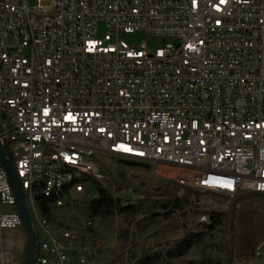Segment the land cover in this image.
<instances>
[{
    "label": "built area",
    "instance_id": "built-area-1",
    "mask_svg": "<svg viewBox=\"0 0 264 264\" xmlns=\"http://www.w3.org/2000/svg\"><path fill=\"white\" fill-rule=\"evenodd\" d=\"M135 33L160 47L129 45ZM0 140L35 231L34 264L109 260L89 246L90 222L56 226L38 202L55 218L93 183L120 198L109 180L118 161L224 196L223 212L264 196V0H0ZM22 226L0 163L1 264L5 232Z\"/></svg>",
    "mask_w": 264,
    "mask_h": 264
},
{
    "label": "trees",
    "instance_id": "trees-1",
    "mask_svg": "<svg viewBox=\"0 0 264 264\" xmlns=\"http://www.w3.org/2000/svg\"><path fill=\"white\" fill-rule=\"evenodd\" d=\"M92 185L90 200H84V196L67 204L64 210L72 214L77 224L81 218L93 226L98 222L111 225V221L118 219L117 237L121 249L126 250L118 259L128 263L135 261L136 264H236L238 258L244 255L235 249L238 211L242 201L246 196L264 201V196L258 194L236 197L231 200L229 213H208L207 224L193 219L191 223L195 227L184 225L185 230L176 238L142 249L136 245L141 223L150 226L157 222L168 227L172 220H176L178 228L187 215H198L196 211H191V197L218 195L167 183L157 193L138 191L139 198L131 204L123 198L116 199L108 188ZM218 197L228 200L224 196ZM125 203L128 205L122 206ZM39 206L40 216L64 227L55 221L45 200H40ZM256 253L254 251L248 257H256Z\"/></svg>",
    "mask_w": 264,
    "mask_h": 264
},
{
    "label": "rangeland",
    "instance_id": "rangeland-1",
    "mask_svg": "<svg viewBox=\"0 0 264 264\" xmlns=\"http://www.w3.org/2000/svg\"><path fill=\"white\" fill-rule=\"evenodd\" d=\"M105 33L106 28L104 23L99 22L97 24V38L102 39ZM125 40L131 46L135 43L137 48H140L143 42H147L149 49H155L161 45L159 41L151 42L147 40L142 33H135L129 37H125ZM112 169H114L113 172H110L109 174L110 183L118 186L115 188L118 194L117 196H120V198H123L126 202H132L135 198H139L138 191L157 193L167 184L160 178L152 176H143L146 178H142L143 180H140L139 182L132 181L131 179L119 182L117 179L118 166L116 163H113ZM125 172L127 175L142 174V171L138 169H127ZM141 182L145 183L144 188L139 186V183ZM90 192L91 189L86 187V196L84 197V200H90L92 198V195L89 194ZM242 202L243 205L238 211L235 249L244 255L238 258L236 264H249L250 262L256 263L259 260L264 261V201L246 196ZM227 203L228 200L218 196L207 195L196 197L195 202L191 203L190 208L191 211H196L198 215H187V219H184L183 223L179 224L178 228L175 226L177 223L176 220H172L168 227L165 224L159 225L157 222L150 226L146 223H141L138 228L139 236L136 239V245L139 248L146 249L153 245L162 244L167 240L174 239L185 230L184 225L186 227H195V225L191 223V220L196 219L201 215H206L208 213H229L231 211V202L229 210L225 212L222 211V208L214 206L216 204L222 207ZM1 211L13 212L14 209L3 206L1 207ZM55 221L69 229L76 226V221L72 214L66 210L58 211L55 214ZM110 224L111 225L102 224L100 222L95 223L93 226L95 234L92 239H89V246L98 249L99 253H102L103 250L107 252L109 260L105 261L103 264H136L135 261H131L130 263L126 260L119 261L118 258L120 255L124 254L126 251L121 249L117 237L119 221L116 219L111 221ZM7 237L13 241V244L7 247L6 245L4 246L3 250L8 253V263L6 264H23L27 247V237L23 226L16 230L9 231ZM101 243L105 247L104 249L99 246ZM254 251H257L262 256L248 257V255Z\"/></svg>",
    "mask_w": 264,
    "mask_h": 264
},
{
    "label": "water",
    "instance_id": "water-1",
    "mask_svg": "<svg viewBox=\"0 0 264 264\" xmlns=\"http://www.w3.org/2000/svg\"><path fill=\"white\" fill-rule=\"evenodd\" d=\"M0 163L3 166L9 184L14 192V195L16 197V205L17 209L19 212V215L21 216L22 223H23V229L25 231V235L27 237V247H26V254H25V259L23 264H34L35 259H36V251H37V243H36V235L34 228L32 226L30 216L25 204V197L24 193L22 190V187L20 185L19 179L17 178L15 168L10 156V151L9 148L6 144L5 141L0 140ZM122 164L130 167H141L145 170H148V166H141L133 163H125L123 162ZM118 178L120 180H123V174L119 173ZM133 181H139V176L138 175H130L129 177ZM139 186L144 188L145 183H139Z\"/></svg>",
    "mask_w": 264,
    "mask_h": 264
},
{
    "label": "flooded vegetation",
    "instance_id": "flooded-vegetation-1",
    "mask_svg": "<svg viewBox=\"0 0 264 264\" xmlns=\"http://www.w3.org/2000/svg\"><path fill=\"white\" fill-rule=\"evenodd\" d=\"M116 164H117V166H118V169H117V179H118V181L119 182H124V181H127L128 179H130L129 177H130V175H138L139 176V181L140 180H143L144 178H146L147 176H150V173H149V171L148 170H145V169H143V168H141V167H138V166H136V167H130V166H126V165H124V164H122L121 162H116ZM133 164H135V163H133ZM127 169H138V170H140V171H142V174L140 175V174H130V175H127L126 174V172H125V170H127ZM119 173H122L123 174V180H120L119 178H118V174ZM143 176H146V177H143ZM143 178V179H142ZM132 180V179H131ZM133 181V180H132ZM139 181H137V182H139Z\"/></svg>",
    "mask_w": 264,
    "mask_h": 264
},
{
    "label": "crops",
    "instance_id": "crops-1",
    "mask_svg": "<svg viewBox=\"0 0 264 264\" xmlns=\"http://www.w3.org/2000/svg\"><path fill=\"white\" fill-rule=\"evenodd\" d=\"M9 231H6L5 232V240H6V245L7 246H11L12 244H13V241L9 238V237H7V233H8ZM258 253V252H257ZM256 253V254H257ZM262 256V255H261ZM261 256H256V257H261ZM249 264H264V261H261V260H259L258 262H250Z\"/></svg>",
    "mask_w": 264,
    "mask_h": 264
}]
</instances>
